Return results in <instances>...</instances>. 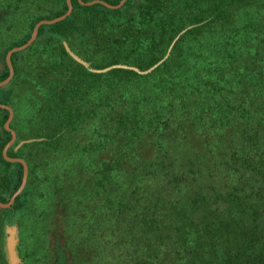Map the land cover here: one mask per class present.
Masks as SVG:
<instances>
[{
	"label": "trees",
	"instance_id": "obj_1",
	"mask_svg": "<svg viewBox=\"0 0 264 264\" xmlns=\"http://www.w3.org/2000/svg\"><path fill=\"white\" fill-rule=\"evenodd\" d=\"M71 3L0 87V264L13 208L22 264H264V0ZM66 10L0 0V81Z\"/></svg>",
	"mask_w": 264,
	"mask_h": 264
},
{
	"label": "water",
	"instance_id": "obj_2",
	"mask_svg": "<svg viewBox=\"0 0 264 264\" xmlns=\"http://www.w3.org/2000/svg\"><path fill=\"white\" fill-rule=\"evenodd\" d=\"M81 4H87V5H91V4H94V3H100V4H103L107 7H110V8H113V9H116V8H120L126 0H119V2L115 5H111L109 3H107L106 1L104 0H90L88 2H83L82 0H78ZM66 4H67V10L65 13H63L62 15L60 16H57L53 19H41L39 21H37L33 27V30L31 32V35L30 37L28 38V40L20 45V46H17V47H14V48H11L10 50H8V52L6 53V56H5V60H6V63H7V66H8V75L5 79L1 80L0 81V86H3L5 84H7L12 76H13V67H12V64H11V61H10V56L12 53L16 52V51H19V50H22V49H25L28 45H30L34 39L36 38L37 36V33H38V29L41 25L43 24H53V23H56L58 21H61L63 19H65L72 11V3H71V0H66ZM187 28H184L183 30H181L174 38V40L172 41V43L170 44V47L168 48V51L166 52V54L159 60L157 61L156 63H154L153 65H151L149 68L145 69V70H138L137 68H132L140 73H148L150 72L151 70H153L155 67H157L163 60H165L168 55H169V51L174 43V41L183 33L185 32ZM65 48L66 50L69 52V54L75 59L77 60L78 62L86 65L80 58H78L72 51H70V49L68 48L67 45H65ZM116 67H122V68H125L126 66H123V65H112V66H108V67H105L101 70H98L99 72H105L107 70H110L111 68H116ZM0 108H7L8 111H9V115H8V118L7 120L5 121L4 123V127L9 130L11 132V139L6 143V145L3 147V150H2V155L3 157L8 160V161H18L22 164L23 166V170H22V180H21V183L20 185L18 186V188L16 189V191L11 195L10 199L7 201V202H1L0 201V207L2 208H8L10 207L15 198L19 195V193L22 191L24 185H25V182H26V179H27V174H28V171H27V165L25 163V161L21 158H11V157H8L6 152H7V149L13 144L14 140H15V133L10 129L9 127V123L12 119V116H13V112L11 110V108H9L8 106L4 105V104H0ZM9 239V238H8ZM9 251H10V256H11V260H12V264H16V258H15V255H14V252H13V248H12V243H11V238L9 239Z\"/></svg>",
	"mask_w": 264,
	"mask_h": 264
},
{
	"label": "rangeland",
	"instance_id": "obj_3",
	"mask_svg": "<svg viewBox=\"0 0 264 264\" xmlns=\"http://www.w3.org/2000/svg\"><path fill=\"white\" fill-rule=\"evenodd\" d=\"M66 6H67V4H66ZM72 10H73V8H72ZM66 12V11H65ZM64 12V13H65ZM72 12V11H71ZM71 14V13H70ZM69 14V15H70ZM62 15V14H61ZM68 15V16H69ZM60 16V15H59ZM54 24V23H53ZM35 25V24H34ZM49 25H51V24H49ZM34 27V26H33ZM187 28V27H186ZM32 30H33V28H32ZM32 30H31V32H32ZM181 31V30H180ZM179 31V32H180ZM178 32V33H179ZM177 33V34H178ZM184 33V32H183ZM182 33V34H183ZM176 34V35H177ZM181 34V35H182ZM22 35L23 34H21L20 35V37H22ZM30 35H31V33H30ZM175 35V36H176ZM175 36H174V38H175ZM174 38H173V40H174ZM179 38V37H178ZM177 38V39H178ZM177 39L174 41V42H176L177 41ZM172 40V41H173ZM172 41L170 42V44L172 43ZM170 44H169V47H170ZM173 46V45H172ZM15 47H17V46H15ZM168 47V48H169ZM12 48H14V47H12ZM69 48V47H68ZM168 48H167V51H168ZM171 50V49H170ZM20 51V50H19ZM70 51H71V49H70ZM166 51V52H167ZM170 52V51H169ZM74 53V52H73ZM75 54V53H74ZM120 54H122V53H120ZM166 54V53H165ZM78 58H80L86 65H84V64H82L83 66H86L88 69H90L92 72H99L98 70H101V69H103V68H105V67H108V66H112V65H123V66H126L125 68H137V67H135L134 65H132V64H128V63H123V62H115V63H111V64H108V65H106V66H104V67H101L100 65H91V63L88 61V59H84V58H82L81 56H79V55H77V54H75ZM77 61V60H76ZM80 63V62H79ZM149 68V67H148ZM111 69H113V68H111ZM142 71V70H141ZM8 84V83H7ZM7 84H5V85H3V86H6ZM3 86H0V87H3ZM0 95H2V93H0ZM15 141V140H14ZM24 142H25V140H21V141H19V142H17L16 144H15V150H17L18 148H20L23 144H24ZM13 144H14V142H13ZM27 165V164H26ZM27 171H28V167H27ZM3 171L1 170V172H0V176L2 177L3 176ZM27 176H28V174H27ZM21 180H22V177H21ZM26 182H27V179H26ZM26 182H25V185H26ZM24 185V186H25ZM23 189H24V187H23ZM22 189V190H23ZM16 191V190H15ZM14 191V192H15ZM13 192V193H14ZM22 192V191H21ZM20 192V193H21ZM12 193V194H13ZM19 193V194H20ZM11 194V195H12ZM11 195H9V197H8V200L10 199V197H11ZM14 203V202H13ZM12 206V205H11ZM10 206V207H11ZM10 207H8V208H2V207H0V208H2V209H4V210H6V209H9ZM2 213H4V216H6V218H7V221H6V223L4 224V228H5V234H4V238L5 239H10L11 238V243H12V248H13V252H14V255H16V264H22V256L24 255V253H26V250L29 248L27 245H26V241H27V235H26V233L23 231V229L24 228H26L25 226H27L28 224H26V223H23V221H21V228H20V226H19V220L18 221H15L16 220V218L18 217V216H20V213H21V211L18 209V208H13V209H10V210H8L7 212H2ZM23 220V219H22ZM11 222V223H10ZM48 237V236H47ZM20 245V246H19ZM25 256V255H24Z\"/></svg>",
	"mask_w": 264,
	"mask_h": 264
}]
</instances>
